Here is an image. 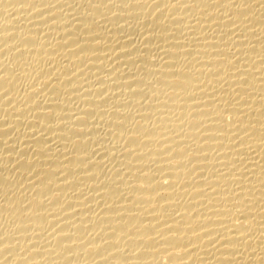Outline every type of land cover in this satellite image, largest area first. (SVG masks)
Here are the masks:
<instances>
[{
    "label": "bare ground",
    "instance_id": "obj_1",
    "mask_svg": "<svg viewBox=\"0 0 264 264\" xmlns=\"http://www.w3.org/2000/svg\"><path fill=\"white\" fill-rule=\"evenodd\" d=\"M0 264H264V0H0Z\"/></svg>",
    "mask_w": 264,
    "mask_h": 264
}]
</instances>
